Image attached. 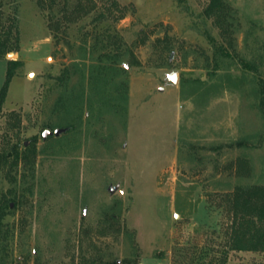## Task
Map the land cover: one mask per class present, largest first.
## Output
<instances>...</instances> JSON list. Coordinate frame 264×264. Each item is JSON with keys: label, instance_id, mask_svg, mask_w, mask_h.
Segmentation results:
<instances>
[{"label": "rangeland", "instance_id": "rangeland-1", "mask_svg": "<svg viewBox=\"0 0 264 264\" xmlns=\"http://www.w3.org/2000/svg\"><path fill=\"white\" fill-rule=\"evenodd\" d=\"M223 1L228 34L210 0H0L20 39L0 93L8 61L24 63L0 152L37 140L34 167L0 166L7 264H264L228 249L230 195L264 187V0ZM108 29L124 55L108 78L120 107L102 109L90 75Z\"/></svg>", "mask_w": 264, "mask_h": 264}, {"label": "trees", "instance_id": "trees-1", "mask_svg": "<svg viewBox=\"0 0 264 264\" xmlns=\"http://www.w3.org/2000/svg\"><path fill=\"white\" fill-rule=\"evenodd\" d=\"M111 7L118 12L117 17L115 16L114 18L115 22H119L125 18L126 9L121 7L116 1L113 2ZM108 12L112 14L110 8ZM227 13L228 7L223 0H210L205 9L206 16L214 18L222 32L228 34V29L224 27L226 25L225 19ZM108 18L104 13L100 14L98 17L99 23L103 24ZM18 35V31L14 34L11 30L0 29V58H4L9 54H17L20 51V39ZM95 37L97 45L94 47V50L100 52V57H98V67L90 75V81L96 85L97 90L106 89L102 92V97L105 98L102 103V109L120 107L116 104L117 101L115 102V99H112V95L108 94V89L112 86L108 78L111 71L115 70L114 68L121 62V58L124 55L122 40L118 36L113 38L110 35V29L100 31ZM107 62L109 63L107 64ZM23 66L24 63L19 60H9L7 63L6 80L0 93V119L11 81L16 75L17 70ZM70 77L71 73H69V70H64L59 80L60 85L65 84L64 88H67ZM119 86L124 91L123 98H125L127 86L125 83H119ZM65 90L67 91V89ZM69 103L71 104L72 101H69ZM36 141V138H34L29 146H24L22 151L19 144L9 151L3 149V152H0V166L11 164V167L14 168L22 162L26 166L34 167L37 155ZM12 180L14 183L17 182L15 177ZM229 199L232 226L230 228L228 249L238 252L264 253V187H236ZM10 208L11 205L8 202L7 195H2L0 197V240L4 238L5 219L8 216ZM0 264H7L4 255H0Z\"/></svg>", "mask_w": 264, "mask_h": 264}, {"label": "built area", "instance_id": "built-area-1", "mask_svg": "<svg viewBox=\"0 0 264 264\" xmlns=\"http://www.w3.org/2000/svg\"><path fill=\"white\" fill-rule=\"evenodd\" d=\"M139 264H159V263H156V262H152V261H143Z\"/></svg>", "mask_w": 264, "mask_h": 264}, {"label": "water", "instance_id": "water-1", "mask_svg": "<svg viewBox=\"0 0 264 264\" xmlns=\"http://www.w3.org/2000/svg\"><path fill=\"white\" fill-rule=\"evenodd\" d=\"M11 57H14V58H15L16 56H13V55H12ZM174 81H175V80H174ZM56 134L58 135V134H59V131H57Z\"/></svg>", "mask_w": 264, "mask_h": 264}]
</instances>
